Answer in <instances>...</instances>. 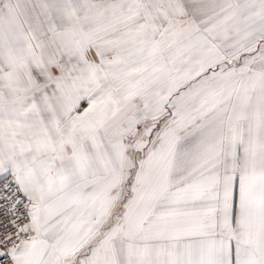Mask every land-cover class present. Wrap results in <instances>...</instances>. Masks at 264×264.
Wrapping results in <instances>:
<instances>
[{
  "label": "snow or ice",
  "instance_id": "1",
  "mask_svg": "<svg viewBox=\"0 0 264 264\" xmlns=\"http://www.w3.org/2000/svg\"><path fill=\"white\" fill-rule=\"evenodd\" d=\"M0 264H264V0H0Z\"/></svg>",
  "mask_w": 264,
  "mask_h": 264
}]
</instances>
